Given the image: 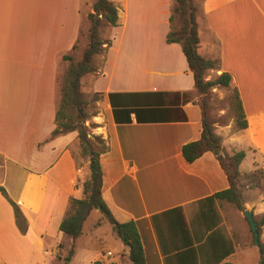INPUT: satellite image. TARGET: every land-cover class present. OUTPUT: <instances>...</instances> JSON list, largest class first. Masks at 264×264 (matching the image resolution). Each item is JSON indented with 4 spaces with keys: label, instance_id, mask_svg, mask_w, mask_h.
I'll return each mask as SVG.
<instances>
[{
    "label": "crops",
    "instance_id": "0c3cea01",
    "mask_svg": "<svg viewBox=\"0 0 264 264\" xmlns=\"http://www.w3.org/2000/svg\"><path fill=\"white\" fill-rule=\"evenodd\" d=\"M111 1L117 25L108 27L109 45L82 81L101 107L90 116L106 146L101 196L118 222H134L145 264H238L251 246L235 206L213 197L228 187L223 168L211 151L192 162L181 153L200 137L201 113L181 46L165 41L174 0ZM93 2L0 0V187L26 221L21 233L0 190V264H64L72 244L67 264L117 263L121 252L127 258L114 231L112 244L93 236L96 249L77 245L82 233L72 240L59 230L69 198L82 196L89 157L74 156L76 130L50 133L67 68L62 55L73 56ZM193 3L198 52L216 62L205 78L230 74L247 121L231 131L214 126L222 151H245L240 164L249 156L250 166L239 164L240 173L255 165L264 172V0ZM255 211L264 213V198Z\"/></svg>",
    "mask_w": 264,
    "mask_h": 264
},
{
    "label": "trees",
    "instance_id": "16d2710c",
    "mask_svg": "<svg viewBox=\"0 0 264 264\" xmlns=\"http://www.w3.org/2000/svg\"><path fill=\"white\" fill-rule=\"evenodd\" d=\"M117 18V8L111 0H94L92 11L87 14L89 20L88 42L80 59L75 60L72 55L68 54L62 55V59L67 62V68L61 81V97L55 114L56 127L50 133V138L67 131L76 130L80 155L89 157V175L82 181V196L80 198H69V208L59 223V230L68 238L74 240L82 233L83 222L90 211L98 208L111 223L116 235L128 247L127 258L122 253L118 262L114 264H145L142 245L134 222L131 220L118 222L101 196L102 170L99 158L105 151L106 146L100 136H88L87 126L84 124L89 115L85 110L88 101L84 99L81 89L82 77L95 70V56L101 53L105 46L109 45V41H104L100 37V28L107 25H117ZM168 21L169 29L165 34V41L180 44L188 68L192 72L194 92L202 96L201 103H198L201 113V134L197 140L185 143L181 147L182 156L187 162H192L206 151L214 153L226 174L228 187L217 191L213 194V197L231 202L236 209L243 210L242 193L238 185V166L245 156V151L242 149L233 153L222 151L221 137L215 133L213 122L207 115L208 106L205 100V95L211 88L215 86L229 87L231 76L227 72H222L214 79L205 78L206 71L214 68L216 62L201 56L198 52L199 36L196 7L193 0H174ZM73 49L75 51L76 44ZM184 95L187 98L191 96L187 93H184ZM228 98L234 113L236 128H245L247 121L236 88H232ZM256 170L264 179L262 169L259 167ZM0 190L12 206L19 231L24 233L26 231V221L18 204L8 198L2 187H0ZM245 219L247 220V217ZM255 223L259 233L260 227L264 225V213L259 219H255ZM95 224H99V220ZM249 229L253 236L250 225ZM73 252L72 244L63 258L64 264L69 262ZM259 253L260 258L256 264H264V248L261 242ZM91 264L107 263L99 258Z\"/></svg>",
    "mask_w": 264,
    "mask_h": 264
},
{
    "label": "rangeland",
    "instance_id": "374dc122",
    "mask_svg": "<svg viewBox=\"0 0 264 264\" xmlns=\"http://www.w3.org/2000/svg\"><path fill=\"white\" fill-rule=\"evenodd\" d=\"M83 7V6H82ZM84 10V8H83ZM83 21L80 23L78 36L76 38V49L73 53V57L75 60H79L83 49L86 47L88 42L87 29L89 27V20L87 16H83ZM109 26H103L100 28V37L104 41H108L110 35L108 32ZM96 59V56H95ZM84 78L82 77V81ZM83 97L86 101H88V105L85 107L89 117L85 120L84 124L87 126L88 136H94L92 133V129L95 127V124L90 121V116L93 113H96L100 110L101 107L95 104V96L89 95V93H84V86L81 88ZM232 88L224 87V86H215L211 88L205 95V100L208 106L207 115L213 122V127L218 129H226L227 131H231L235 129L234 124V113L230 106L229 102V94ZM196 95V103H201L202 96L195 92ZM98 136V135H95ZM77 162H80L79 149L74 154ZM257 163V162H256ZM250 166V158L244 159L243 164H240V169L244 170ZM242 167V168H241ZM259 168L258 165H255L254 169L250 172L240 173L241 176H238V184L241 186V189L244 191L242 194V202H243V210L248 209L254 215V219H259L261 215L256 214L255 207L256 202L260 199L264 198V179L260 176V173L256 170ZM87 170V169H86ZM237 210L238 215L241 217L243 225L245 227L246 234H244L245 238H247L249 245L251 248L248 251H245L242 254H239L236 257V261L238 264H253L257 261L258 251L257 246L254 244L252 233L249 229V225L245 216L243 215V210ZM102 219V224L100 226H96V221ZM261 233L264 234V227L260 228ZM114 230L112 229L111 223L103 216L102 212L98 208H94L90 211L89 215L86 217L85 221L82 225V235L77 241V245H86L89 248H98L97 240H92L93 236L98 235L99 237H103L107 239L108 244H112V235H115ZM115 237V236H113ZM119 241V240H118ZM259 241L261 242L260 232H259ZM122 254V252L120 253ZM115 263V262H114ZM110 263V264H114Z\"/></svg>",
    "mask_w": 264,
    "mask_h": 264
},
{
    "label": "water",
    "instance_id": "95a60500",
    "mask_svg": "<svg viewBox=\"0 0 264 264\" xmlns=\"http://www.w3.org/2000/svg\"><path fill=\"white\" fill-rule=\"evenodd\" d=\"M242 213H243V215L245 217H247L248 223H249L250 228H251V230L253 232L254 244L259 248L260 247L259 233L257 231V226H256V223H255V219H254L253 213L251 211H249L248 209L243 210Z\"/></svg>",
    "mask_w": 264,
    "mask_h": 264
}]
</instances>
